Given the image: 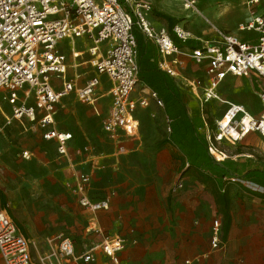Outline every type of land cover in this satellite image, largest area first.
<instances>
[{"label":"built area","instance_id":"obj_1","mask_svg":"<svg viewBox=\"0 0 264 264\" xmlns=\"http://www.w3.org/2000/svg\"><path fill=\"white\" fill-rule=\"evenodd\" d=\"M168 1L181 2L186 12L199 13L195 0ZM258 3L259 0L249 2L251 19L241 23L237 30L253 34L250 38L240 39L225 32L218 40L203 42L188 50L196 65L206 67V86L202 88L194 81L190 84L194 91L202 90L196 95L197 101L216 111L223 110L213 139L203 122L204 131L209 135L207 150L217 162L228 159L218 150L219 143H239L250 134L264 139V14L255 13ZM151 10V5L141 0H0V96L10 106V116L4 117L2 129L13 120L37 124L42 141H55L57 155L66 156L68 143L73 138L54 128L56 104L74 92L81 103L90 104L99 82L92 77L85 85L77 86L72 79H67V56L60 45L85 38L91 42L87 50L90 65L98 75L105 76L111 86L112 104L103 132L119 143V153H125L123 141L139 137L137 112L148 109L151 103L158 108L164 106L147 87L137 90L139 52L134 26L154 43L160 57L157 68L173 79L179 76L175 65L185 49L174 42L166 28L151 26L147 18ZM171 32L181 44L191 38L179 24L174 25ZM104 43L108 46L102 53L100 46ZM250 76L263 82L258 93L263 110L258 117L251 115L245 106L218 96L227 78ZM58 80L60 84H56ZM31 98L33 104H29ZM221 101L223 107H219ZM200 118L204 120L203 112ZM38 152L39 148L25 150L21 157L31 159ZM90 183L89 174L82 172L76 176L74 189L78 205L93 214L108 211V199H93ZM87 222L93 225L92 220ZM211 236L213 249L224 246L222 224L218 219L213 222ZM31 246L32 242L22 235L6 208L0 207V264H33ZM124 247V238L105 237L100 244L77 255L73 242L63 238L56 255L64 264L92 263L96 260L95 252L100 251L112 264H118V253Z\"/></svg>","mask_w":264,"mask_h":264},{"label":"rangeland","instance_id":"obj_2","mask_svg":"<svg viewBox=\"0 0 264 264\" xmlns=\"http://www.w3.org/2000/svg\"><path fill=\"white\" fill-rule=\"evenodd\" d=\"M195 1L199 12L196 16L191 12H186L183 6L174 7L177 13L176 23H180L184 30L191 34L190 41L203 40L205 42L216 39L217 35L225 34V32L235 34L241 20L234 13H247L250 2V0ZM261 2L263 8L264 0ZM184 14L190 18H185ZM150 17L152 18L151 21L149 20L151 26L155 28L167 26L166 22L153 12ZM230 20H233V26L227 27L232 23ZM69 45L70 42L66 41L60 45V48L66 52ZM88 47L89 42L85 38L80 39L76 44L79 51H84ZM185 49L178 56L175 65L181 78L177 77L174 83L179 88L181 100L187 107L189 115L197 118L203 112V122L207 124V129L213 139L216 133V122L222 118L223 110L216 111L209 106L202 105L193 95L194 91L190 86L193 81L200 84L202 88L206 86L205 68L196 65L188 51L190 49ZM88 60L89 57L84 53L82 62L88 63ZM77 70L97 78L98 82L100 80L101 88L98 99L91 105L81 103L72 97L58 104L55 115L57 128L72 133L75 138L69 147V160L56 156L53 143H41L39 127L36 124H26L21 127L18 123H14V126L8 125L7 128L2 129L5 126L4 117H9L10 113L8 103L0 96V206L6 208L20 232L32 242L33 264H62L56 251L63 238L71 240L79 252L94 245L93 238L96 233L84 236L88 228L85 221L87 215L78 205L74 189V175L80 171L90 170L92 163L97 167L92 176L93 195L97 198L110 197L111 191L106 188V184L126 181L128 173L121 174L124 176L122 178L117 171L111 170L116 168L163 163L165 166L161 167V172L157 173L159 183L164 186L173 185L167 166L173 160L169 152H162L164 148L171 145L165 143V140L170 137L169 119L162 113L159 116L156 115L152 119L155 133L151 131L149 138L140 135L141 144L136 150L134 145L138 141H130L131 143L126 141L129 149L134 150L119 153L118 142L102 133V126L107 121L111 106L106 96L108 90L106 78L98 75L88 64L80 66ZM185 81L188 83L186 84ZM262 86L263 82L253 77L229 78L218 91V96L222 100L245 106L251 115L258 117L263 110V105L258 99ZM201 92L202 90L198 88L197 93ZM198 132L205 140L208 139L209 135L204 131V127L199 128ZM87 141L92 145V155H95L89 162L87 160L89 157L85 154ZM38 143L42 145L41 153L35 154L31 159L21 157L22 150H30ZM263 145L264 139L257 134H252L239 143L232 144L224 141L217 144V148L228 158L245 159L248 157L257 161L264 160ZM229 182L225 181L222 184L225 189L231 186L227 184ZM244 184L239 186L238 192H247L251 196H261V193H264V190L257 187L261 185L259 183L246 182ZM124 190L125 188L118 190L120 197H123ZM87 264H94V262Z\"/></svg>","mask_w":264,"mask_h":264},{"label":"crops","instance_id":"obj_3","mask_svg":"<svg viewBox=\"0 0 264 264\" xmlns=\"http://www.w3.org/2000/svg\"><path fill=\"white\" fill-rule=\"evenodd\" d=\"M141 1L149 2L152 7L151 12L147 16L148 20L150 21L152 19L150 17L152 12L155 15L158 12L177 20V13H175L176 9H174V7L176 5L184 7L183 3L181 2H171L168 0ZM167 4L172 5L166 6ZM261 6L262 2L261 0H259L258 5L254 7L255 13L264 14V6L263 8ZM249 11L247 13L239 12V14L236 12L234 13V15L240 17L242 23H246L251 19ZM189 12L193 13L192 10H190ZM196 14L197 13H193V15L195 16ZM184 17L187 19L190 18L185 14ZM230 21L232 23L227 27L233 26V20ZM241 22L236 28V33L231 34L239 36L240 39H248L253 34L247 32L240 33L237 31L238 27L241 25ZM176 24H179V26H181L180 23H175L174 25ZM166 25L167 26H159L157 28L164 27L168 30V32H170V28L168 27L167 22ZM138 32L140 31L138 30ZM79 40L80 39H76L75 41H73V43H70L69 48L66 50V52H63V50L61 51L67 56V79H72L77 86H83L89 79L92 78V76L87 73H81L77 69L85 64L91 66V57L87 53V50L91 46V42L87 40L89 42V47L84 51H79L76 48V44L79 42ZM213 40H218V35L216 39H210L208 41ZM150 42L152 43L153 49L155 51L153 60L156 62L157 66L160 57L158 51H156L155 49L154 43L151 40ZM196 42H199V45H201L205 41L202 40ZM107 46V43H104L100 46V50L102 53L106 51ZM84 53L89 57L88 63L82 62ZM92 69L94 68L92 67ZM178 77L181 78L180 74ZM250 77L255 78L254 76ZM171 79L174 82L176 78ZM106 82L108 85L106 96L107 98H109L111 103V97L109 95V89L111 86L107 78ZM56 84H60V80H58ZM100 85L101 82L99 80V83L96 86L97 88L95 89L94 100L88 105H91L98 99L99 90L101 88ZM137 86V90H139L142 86L145 85L139 82ZM148 89L151 90L150 88ZM192 90L194 91V89ZM193 95L196 97L197 91H194ZM71 97L79 101L74 92L62 97L58 101V104ZM29 104H33V98L29 100ZM58 104H56L55 107V115ZM161 113L166 117L164 106L158 108L154 103H151L148 109L137 112L138 120H140V133L138 135L139 137L138 140L126 139L123 141L126 148L125 153H127V151L129 150H134L129 149V145H127L126 141H138L136 145H134V148L136 150L140 147L139 145L141 144L140 135L149 138V134L151 133V131L152 133H155L156 130L152 119H154L156 115H161ZM55 115L54 128L57 131L71 134L73 138L68 143L66 156H58L57 153L56 156L60 158H67L69 160V147L75 138L73 137L72 133L57 128ZM14 123H18L21 127L26 126V124H34L28 122H25L23 124L13 120L8 125L12 127L14 126ZM102 133L106 135L103 132V126ZM42 142L43 141L41 139V143ZM43 143H53L56 149L55 141ZM38 144H36L32 149L28 151H33L36 148H39L38 154L41 153L42 145ZM91 147V143L87 141L85 154H87V157H89V159H87L88 162L92 161L95 156L92 155L93 151ZM25 150H22L21 153ZM162 152H169L172 157L173 161L167 166L169 167V176L173 182V185L168 184L164 186L163 184L159 183L160 181L157 173L161 172V167L165 166L163 163H151L144 164L142 166L111 169L117 171V174L122 176V178H124V176L121 174L128 173V175L126 177V181H124L123 183L117 184L115 182H112L110 184H106V188H109V190L111 191L110 197L107 198L110 205L108 211H98L93 214L82 209L87 215L85 221L87 222V220H92L93 222V225H89L87 222L88 228L84 236L96 233L95 237L93 238L94 245H92L88 249L100 244L105 237L119 236L121 238H124L125 247L121 252L118 253V264H183L186 261H189L191 264H264V193H261V196H251L247 192H238L239 186L241 184L245 185L244 183L246 182L259 183L261 185H258L257 187L264 190V182H244L241 180L230 179L216 181L213 178L211 179L208 176L204 175L197 169L189 168V164L187 163L185 156L172 145H168V147L164 148ZM182 157L184 159H182ZM96 168V165L92 163L90 170L80 171L79 173H76L74 175V186L76 176L82 172H85L89 174L91 178L90 188L92 189V198L101 199L93 195L92 176ZM137 173L140 175L135 176L134 174ZM225 181H230L227 184H230L231 186H229V188L227 189H225L222 185ZM122 188H125V193L123 194V197H120V192L118 190ZM224 193L228 197V213L229 217L231 218L230 226L226 235H224L223 233L224 219L222 214L219 212L220 205L219 202H217L218 197L220 195H224ZM216 219H218L222 224V235L224 240V246L219 249L212 248L211 233L213 222ZM84 251L79 252L75 248V254L77 255L83 253ZM94 256H96L94 264H112L108 260V258L103 256L100 251L95 252ZM104 260L107 261V263ZM61 261L62 264L65 263L63 259H61Z\"/></svg>","mask_w":264,"mask_h":264},{"label":"trees","instance_id":"obj_4","mask_svg":"<svg viewBox=\"0 0 264 264\" xmlns=\"http://www.w3.org/2000/svg\"><path fill=\"white\" fill-rule=\"evenodd\" d=\"M156 16L164 19L170 28V34L174 42L181 48H195L199 42L188 40L186 43H179L175 34H172L171 29L177 22L174 18H170L161 13H156ZM133 34L137 40L138 54V81L150 88L164 103L165 114L170 120L169 139L165 143L171 144L179 150L189 164V168L197 169L209 178L216 181L226 180H241V181H258L264 182V160L254 161L251 158H238L236 160L228 158L222 162H217L207 150V143L198 129L203 127L201 118H192L186 109L184 102L181 100L180 91L172 79L162 70L157 68L156 62L153 60L155 51L150 40H147L137 27L134 26ZM145 62V63H144ZM222 214L223 233L226 235L230 220L228 209L229 201L227 195H220L217 199Z\"/></svg>","mask_w":264,"mask_h":264},{"label":"bare ground","instance_id":"obj_5","mask_svg":"<svg viewBox=\"0 0 264 264\" xmlns=\"http://www.w3.org/2000/svg\"><path fill=\"white\" fill-rule=\"evenodd\" d=\"M198 29V28H197ZM188 35H190L191 36V34H188ZM186 82V84L188 83L187 81H185ZM223 105H224V103H223V101H221V103L219 104V107H223ZM234 136H236V134H234V133H232ZM263 147H264V145H263Z\"/></svg>","mask_w":264,"mask_h":264}]
</instances>
